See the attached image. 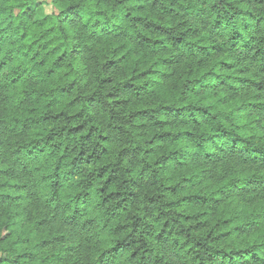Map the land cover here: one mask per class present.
<instances>
[{"label":"trees","instance_id":"16d2710c","mask_svg":"<svg viewBox=\"0 0 264 264\" xmlns=\"http://www.w3.org/2000/svg\"><path fill=\"white\" fill-rule=\"evenodd\" d=\"M0 0V264H264V0Z\"/></svg>","mask_w":264,"mask_h":264},{"label":"rangeland","instance_id":"374dc122","mask_svg":"<svg viewBox=\"0 0 264 264\" xmlns=\"http://www.w3.org/2000/svg\"><path fill=\"white\" fill-rule=\"evenodd\" d=\"M31 9L36 20L42 19L55 12V9L50 3V0H36L32 4Z\"/></svg>","mask_w":264,"mask_h":264}]
</instances>
